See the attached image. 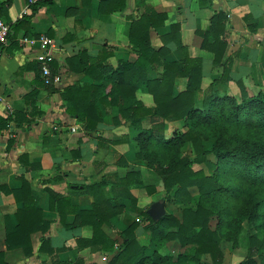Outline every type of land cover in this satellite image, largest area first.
<instances>
[{"label": "crops", "instance_id": "1", "mask_svg": "<svg viewBox=\"0 0 264 264\" xmlns=\"http://www.w3.org/2000/svg\"><path fill=\"white\" fill-rule=\"evenodd\" d=\"M106 1L45 0L26 11V0H0V19L9 25L21 23L0 61V264H108L115 253L100 249V242L93 244L95 219L69 212L62 222L57 204L51 206L48 191L68 197L73 207L91 211L94 196L80 192L106 180L110 184L105 192L109 193L112 182L131 171L143 172L139 177L142 184L132 185L129 191L137 202L123 197L110 199L112 195L107 194L111 201L105 206L123 211L104 222L101 231L115 241L117 249L123 242L120 233L140 222L138 242L148 248L152 242V235L143 226V213L148 212L143 208L145 202L152 201L154 193L149 189L155 187L146 181L157 175L137 159L135 133L129 125L115 126L112 114L99 103L102 122L98 135L89 134L84 123L68 113L64 89L95 83L84 73L72 72L68 59L83 52L97 57L107 49L114 66L121 60L136 61L137 49L129 41L131 26L150 7L168 17L165 27L151 33L155 47L161 45L160 36L169 26L179 23L190 56L203 59V90L196 94V105L201 107L205 90L222 77L223 69L214 67L212 55L201 49L202 38L196 32L206 30L214 12L222 10L230 22L224 62L233 58V81L220 85L219 90L235 87V92L239 80L246 87L264 84V0H127L126 8L114 12ZM107 28L113 37L107 35ZM42 36L56 40L62 49L55 63L62 66L63 81L53 89L45 85L40 74L46 51L38 42ZM171 48L170 59L181 60L182 51L174 44ZM185 84V79H178L177 90H183ZM140 95L150 96L138 92L143 102ZM121 140L124 142L113 143ZM23 179L30 182L34 200L27 194L18 202L6 192L20 190ZM24 201L34 207L27 210ZM22 225L33 227L34 232L27 239L13 238L11 243L26 245L29 255L22 246L8 248V232Z\"/></svg>", "mask_w": 264, "mask_h": 264}, {"label": "trees", "instance_id": "2", "mask_svg": "<svg viewBox=\"0 0 264 264\" xmlns=\"http://www.w3.org/2000/svg\"><path fill=\"white\" fill-rule=\"evenodd\" d=\"M105 5L112 7V12L123 10L127 0H107ZM144 11L133 21L130 30L129 41L137 49V60H121L114 66L109 61L112 53L107 49L97 57L79 53L68 59L70 70L90 76L95 83L68 85L62 97L68 113L82 121L89 134L99 133L97 127L102 122V114L98 103L112 114L115 126L127 123L135 133L137 159L144 161L162 181L163 201L178 205L180 215L167 213L154 221L148 212L143 213L144 229L152 232L157 248L147 256L148 246L140 245L137 240L140 222H134L120 233L123 242L117 249L115 241L101 231L104 222L108 223L123 211V208L117 211L105 206L111 201L106 195L136 203L129 191L132 185L142 184L140 171H131L112 182L109 193L105 192L110 184L106 180L85 187L80 193L95 198L91 211L73 207L68 197L49 190L51 206L57 204L62 222L69 212L95 219L93 244L100 242L103 245L100 249L115 253L108 264H202L204 255H209L214 264H222V240L236 243L246 220L256 234L250 237L249 255L241 264H264V92L250 94L242 80L236 82L239 95L228 89L219 90L220 85L233 81V58L224 62L229 16L222 10L215 11L209 27L196 32L202 38L201 49L212 55L214 67L223 69L222 77L205 90L198 107L196 94L203 90V59L190 56L183 44L179 23L170 25L160 36L161 45L155 47L151 33L165 27L168 17L150 7ZM19 24L10 25V38ZM172 44L183 53L179 61L170 59ZM61 67L54 63V73ZM180 78L186 84L178 91L176 83ZM138 92L152 96L154 105L146 106L138 98ZM178 121L183 122V129L166 136V124ZM195 164L205 165L207 171L194 170ZM155 191V187H150L151 194ZM6 192L13 194L18 202L27 194L34 200L26 179L20 190ZM24 202L27 210L34 207ZM213 218L218 219L215 230L210 227ZM32 232L34 228L28 225L9 231L8 248L22 246L27 255L31 254L26 245L11 242L13 238L27 239ZM171 241H178L185 248L176 259L158 250ZM54 264L69 263L56 261Z\"/></svg>", "mask_w": 264, "mask_h": 264}, {"label": "rangeland", "instance_id": "3", "mask_svg": "<svg viewBox=\"0 0 264 264\" xmlns=\"http://www.w3.org/2000/svg\"><path fill=\"white\" fill-rule=\"evenodd\" d=\"M105 32L107 33V35L110 37H113V32L110 29H104ZM111 61V60H110ZM251 84V83H250ZM248 91L250 94H253L255 92L258 91H263L264 92V84H260V85H256V84H252V85H248L247 86ZM234 88H229L228 90H230V92L236 93L237 95H239V90H236L234 92ZM141 98L144 100L145 105L147 106H153V100L152 97H147L144 95H140ZM203 97V96H202ZM167 129L165 130V134L166 136H171V134L174 131H179L183 129V122L178 121V122H168L166 124ZM210 159L214 160L213 156H209ZM194 170H205L207 171V168L205 165H199V164H195L193 166ZM143 174V172H141ZM148 178V176H147ZM146 180V179H145ZM156 181V182H155ZM147 183H152L155 187H156V191L154 192V195L152 197V201L149 199L148 203L146 204V202L144 203V210L147 211L150 209V207L152 206V204L156 201H162L163 198L165 197V190L163 187V183L162 181H160V179L157 176H154V178L149 177V179H147L146 181ZM195 192V190H193ZM147 190L142 191V193H146ZM166 202V210L168 214H172V215H180V207L172 202ZM140 217V216H139ZM218 224V219L217 218H213L210 222V227L212 229H216ZM150 232V235H152V232ZM256 231L255 228L253 227V225L248 221H244L243 225H242V230L239 233V237H238V241L236 243H234L233 241H227V240H222L221 242V251L223 253V258H222V264H241L244 260L247 259L248 255H249V250H250V237L252 235H255ZM154 241L151 242L150 247L148 248V255L152 254V251L154 249H157L154 246ZM263 251H264V245L262 247ZM159 252L163 255H169V256H173L175 259L178 257V255L181 252H184L185 248L178 242V241H171V242H167L164 244L163 247L158 248ZM201 261L202 264H214L212 258L209 255H204L201 257Z\"/></svg>", "mask_w": 264, "mask_h": 264}, {"label": "built area", "instance_id": "4", "mask_svg": "<svg viewBox=\"0 0 264 264\" xmlns=\"http://www.w3.org/2000/svg\"><path fill=\"white\" fill-rule=\"evenodd\" d=\"M15 1V0H13ZM27 1V9L36 5L38 2L42 0H26ZM10 34L11 27L5 21L0 19V61L3 58L4 50L7 48L10 42ZM26 42L31 43L32 45H36V41L28 40ZM39 44L41 47L45 48V53L41 57V73L44 80V83L47 86L59 85L63 81V74L61 70L55 72L53 71V64L58 60V57L61 55V47L56 40L49 38L48 36H42L39 39Z\"/></svg>", "mask_w": 264, "mask_h": 264}, {"label": "water", "instance_id": "5", "mask_svg": "<svg viewBox=\"0 0 264 264\" xmlns=\"http://www.w3.org/2000/svg\"><path fill=\"white\" fill-rule=\"evenodd\" d=\"M148 214L154 221H159L164 218L167 214L166 211V202L165 201H156L152 204L148 210Z\"/></svg>", "mask_w": 264, "mask_h": 264}]
</instances>
